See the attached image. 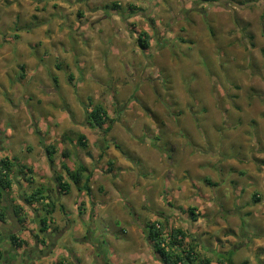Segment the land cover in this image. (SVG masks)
<instances>
[{"label":"clouds","instance_id":"obj_1","mask_svg":"<svg viewBox=\"0 0 264 264\" xmlns=\"http://www.w3.org/2000/svg\"><path fill=\"white\" fill-rule=\"evenodd\" d=\"M0 264H264V0H0Z\"/></svg>","mask_w":264,"mask_h":264}]
</instances>
